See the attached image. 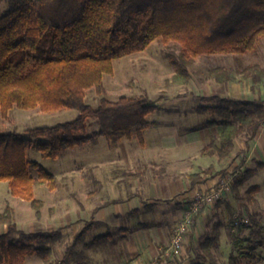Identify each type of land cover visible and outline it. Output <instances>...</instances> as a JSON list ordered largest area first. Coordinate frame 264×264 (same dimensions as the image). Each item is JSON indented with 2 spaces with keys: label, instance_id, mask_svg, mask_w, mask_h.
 <instances>
[{
  "label": "trees",
  "instance_id": "1",
  "mask_svg": "<svg viewBox=\"0 0 264 264\" xmlns=\"http://www.w3.org/2000/svg\"><path fill=\"white\" fill-rule=\"evenodd\" d=\"M1 1V0H0ZM0 15V117L8 111L38 108L51 113L77 108L76 118L51 126H37L21 132L0 131V181H6L11 195L30 202L37 216L42 201L34 197V184L55 186V176L36 161L26 158V149L35 147L45 158H56L65 149L80 146L102 135L110 144L136 136L143 144L149 126L147 115L155 110L146 94L121 95L115 100L104 97L102 77L112 73V60L144 50L155 38L175 42L179 51L170 56L172 79L186 85L189 68L199 54H242L256 48L264 37V0H6ZM245 77L264 78V66L257 63L240 68ZM207 79L218 84L229 80L224 65L209 67ZM100 96L96 107L85 102L88 90ZM196 107L208 113L205 127H220L219 133L200 149L202 156L227 157L235 141L242 137L246 145L264 124V99L234 98L209 94ZM98 121V130L76 136L84 130L86 119ZM264 169V162H257ZM35 170L36 177L29 173ZM206 173L213 167L206 168ZM222 176L226 170L220 171ZM235 172V171H231ZM251 169L235 174L230 190L233 198L246 210L255 201L258 185L243 193L238 187L252 175ZM193 183L206 180L190 174ZM218 201V200H217ZM216 202V201H215ZM202 208L191 218L193 228ZM256 237L240 256L251 264L259 259L255 251L264 246V226L249 214ZM0 264H21L25 255L35 254L47 264H65L75 246L85 241L90 229L86 224L67 245L61 259L52 260L53 247L62 235V227L50 231L25 232L17 228L12 209L0 212ZM221 222H214L197 242L195 261L206 264L212 250L219 245ZM162 253L157 264L162 262ZM227 264H237L230 253Z\"/></svg>",
  "mask_w": 264,
  "mask_h": 264
},
{
  "label": "rangeland",
  "instance_id": "2",
  "mask_svg": "<svg viewBox=\"0 0 264 264\" xmlns=\"http://www.w3.org/2000/svg\"><path fill=\"white\" fill-rule=\"evenodd\" d=\"M6 6V0H1L0 15ZM178 51L177 43H165L160 38H155L144 50L113 59L112 73L104 74L102 77L104 97L115 100L121 95L136 96L144 93L155 105V110L146 117L149 126L143 133L144 144L140 145L136 136L123 138L117 144H110L104 136L97 135L92 141L65 149L56 158L42 157L35 147H28L26 158L38 162L45 171L55 176L53 189L45 183L34 184V197L42 201L39 216L35 214L29 201L11 195L7 182L0 181V212L6 206H10L17 228L25 232H36L62 227L61 238L52 245V260L62 258L66 246L72 243L74 236L86 224L90 226L88 232L93 230L92 233L99 231L101 234L109 225L111 242L123 237L125 230H120L117 225H129L126 217L112 218L108 220L111 224H108L103 220H96L94 216L97 206L105 201L97 197V179L107 182L108 180L105 179L163 178L167 182L177 184L180 183V180L176 181L180 179L178 156L184 152L189 153L191 161L196 162L190 170H185V179L190 180L192 173L206 177L207 174L211 175V172L206 173V168L217 164V156H202L200 148L214 138L220 127H205L204 122L209 114L196 112L197 105L205 103L201 99L202 96L218 94L235 98L264 99V78L254 80L252 77L243 76L240 72V68L248 64L257 63L264 66V37L258 41L254 50L242 54L197 55L189 68L191 79L186 85L171 81L173 71L169 59ZM216 65H224L229 69V80L224 84L206 78L208 68ZM99 98L100 96L90 89L86 93L85 102L96 107ZM78 113L77 108L46 113L37 107L22 109L13 106L8 111L7 119L0 117V131L21 132L31 127L51 126L58 122L73 120ZM97 130L98 121L88 118L84 130L76 136L89 135ZM191 130H196L195 134H198V137L193 139L188 133ZM226 159L224 158L223 161ZM254 165L259 172L254 174L250 183L260 184L259 194H264V169L258 167L257 163ZM237 167L238 165L230 168V171L238 174L239 171L234 169ZM29 173L36 177L35 170L29 168ZM177 193L180 194V190ZM260 201L262 208L256 206V219L259 225L264 226V200ZM242 211V206L232 197L230 205L226 204L224 215H217L216 220L213 218L207 221L209 229L214 221H220L224 228L221 232L223 241L221 247L219 244L213 248L212 256L205 261L206 264H227L230 253L236 255L237 261L239 260L241 264L248 263L238 251L246 250L250 243L246 239L253 241L256 235L252 227H249L250 223L248 225L238 223V220L244 217ZM159 219L163 218L159 217ZM173 225L171 229L168 226L163 230V240L154 238V242L153 238L151 239L158 252L155 256L149 255L148 259L146 257L147 261L144 264H157V254L169 244L170 237L167 241L164 233L167 232L168 236L169 230L172 232ZM6 227V224L1 223L0 233L4 232ZM203 235L204 233L200 238ZM196 245L193 247L192 243H189L185 246L184 243L183 247L186 248L184 258L181 260L179 253V257L171 259L169 264H192L195 261ZM81 246L82 244H78L73 248L65 264H121L118 249L115 250L117 258L114 261L97 259L96 256L89 260L88 257L84 258L78 253ZM255 254L257 258L261 256V264H264V246L258 248ZM21 264L47 263L37 255L29 254L22 258Z\"/></svg>",
  "mask_w": 264,
  "mask_h": 264
},
{
  "label": "crops",
  "instance_id": "3",
  "mask_svg": "<svg viewBox=\"0 0 264 264\" xmlns=\"http://www.w3.org/2000/svg\"><path fill=\"white\" fill-rule=\"evenodd\" d=\"M195 132L196 130L188 132L193 139L198 137V134H195ZM218 133L219 130L217 134ZM224 158L227 159L223 161ZM224 158L219 159L217 157V164L213 165V171L211 172V175L207 174L205 181L193 184L191 180H188L187 178L185 179L184 175L185 170H190L196 163L195 160H192L193 162L191 161V157L187 152L180 153L178 156V159H180V179H177L176 181L180 180V183L177 184H175V182H167L163 178L124 180L105 179L108 180L107 182L103 181V179H97V197L100 199L103 198L105 201L96 208L94 214L96 220H103L105 223L111 224L108 220L112 218L119 219L121 217H126L129 222L127 224L129 225L115 224L120 230H125L123 237L116 242L110 241L109 231L111 229H109V225L106 226L103 234L99 231L92 233L93 230H90L78 253L84 258L88 257L89 260L93 258V256H96L97 259H109L114 261V259L117 258L115 256V250L118 249L120 251L119 260H122L119 261V263H146L149 255L152 254V256H155L158 252L151 239L153 238L154 242L156 238H158V240H163V230L168 226H170L171 229L172 225L175 224L176 220L180 217L184 208L187 206L193 190L206 187L213 183L216 179L222 176L221 172H217L222 169L226 170L227 173H230V168L238 165V167L234 169L240 173L246 169H255L254 163L264 162V124L257 132L255 138L250 141L248 145L245 144L242 137H238L235 141L233 151L230 155ZM257 172H259L258 168L253 171L250 178L246 179L243 184L238 187L239 192L243 193L249 186L258 185L259 190L254 194L255 201L249 204L247 210L242 207V214H249L255 221H258L256 219V206L262 208L260 200H264V194H259L261 191L260 184L250 183V179ZM101 184L104 185L101 186ZM179 190L180 194L177 193ZM232 197V192L228 191L221 199H218V201L202 208L196 218L194 227H190V232L186 235L184 241L185 246H188L189 243H192L193 247L196 245L200 235L203 233L205 234L209 230L207 221L213 218L215 219L217 215H224L226 212V204L230 205ZM166 198L168 200L165 201ZM159 217L163 219H159ZM113 228L115 229V227ZM222 228H224L223 224H221L219 229L220 247L223 242L221 239ZM169 232L171 234V230H169ZM170 234L167 236V232L164 233L167 241ZM165 247L166 245L159 251L156 257L162 253ZM182 249L179 252L181 260L184 258L186 248L182 246ZM178 254L174 255L176 259L179 257ZM258 259V261L251 264H261V256ZM237 264H241L239 260L237 261Z\"/></svg>",
  "mask_w": 264,
  "mask_h": 264
},
{
  "label": "built area",
  "instance_id": "4",
  "mask_svg": "<svg viewBox=\"0 0 264 264\" xmlns=\"http://www.w3.org/2000/svg\"><path fill=\"white\" fill-rule=\"evenodd\" d=\"M235 174L233 172L220 176L212 184L193 190L189 197L187 206L184 208L180 217L176 220L169 244L164 248L162 254V262L169 264L182 249L188 230L190 229L191 218L196 214L200 208L213 204L218 199H221L226 192L230 190ZM240 224H249L247 217H242L238 220Z\"/></svg>",
  "mask_w": 264,
  "mask_h": 264
}]
</instances>
